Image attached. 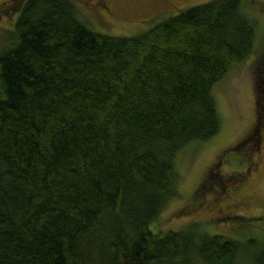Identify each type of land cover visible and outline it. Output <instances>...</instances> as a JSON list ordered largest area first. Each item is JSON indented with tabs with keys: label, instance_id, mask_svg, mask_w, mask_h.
<instances>
[{
	"label": "trees",
	"instance_id": "obj_1",
	"mask_svg": "<svg viewBox=\"0 0 264 264\" xmlns=\"http://www.w3.org/2000/svg\"><path fill=\"white\" fill-rule=\"evenodd\" d=\"M244 1L156 15L129 36L95 30L73 0L10 1L17 18L0 48V264H264L256 238L197 223L153 228L180 196L178 154L223 129L213 87L256 49L258 23ZM258 66L255 124L264 126V57Z\"/></svg>",
	"mask_w": 264,
	"mask_h": 264
},
{
	"label": "rangeland",
	"instance_id": "obj_2",
	"mask_svg": "<svg viewBox=\"0 0 264 264\" xmlns=\"http://www.w3.org/2000/svg\"><path fill=\"white\" fill-rule=\"evenodd\" d=\"M10 1L0 0V48L17 18ZM73 1L95 30L129 36L150 27L156 10L164 11L156 17H167L209 0H175V5L161 6L156 0H108L109 9L93 0ZM243 8L258 23L256 49L213 87L223 129L210 140L190 143L178 154L180 196L169 201L153 224L155 230H180L197 223L199 231L209 234H224L242 242L249 238L264 241V126L255 124V73L258 78V65L264 57V0H245ZM253 130L255 135L261 134L254 145L238 144ZM239 182L234 190L233 183ZM244 215L250 219L248 223L240 220Z\"/></svg>",
	"mask_w": 264,
	"mask_h": 264
},
{
	"label": "flooded vegetation",
	"instance_id": "obj_3",
	"mask_svg": "<svg viewBox=\"0 0 264 264\" xmlns=\"http://www.w3.org/2000/svg\"><path fill=\"white\" fill-rule=\"evenodd\" d=\"M94 2L99 3V5L105 7L106 9H109V5H108V0H93ZM125 1H135V0H125ZM150 1H155V0H150ZM158 1V5H162V4H166V5H175V0H156ZM163 11V9H161V11L156 10L154 11L151 15H158L161 14Z\"/></svg>",
	"mask_w": 264,
	"mask_h": 264
}]
</instances>
